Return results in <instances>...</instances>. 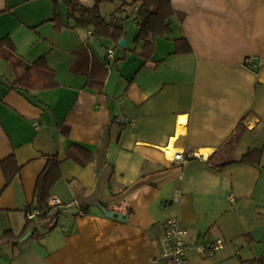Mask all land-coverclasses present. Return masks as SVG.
Instances as JSON below:
<instances>
[{"label":"crops","instance_id":"0c3cea01","mask_svg":"<svg viewBox=\"0 0 264 264\" xmlns=\"http://www.w3.org/2000/svg\"><path fill=\"white\" fill-rule=\"evenodd\" d=\"M66 1L0 0V37L26 62L45 57L60 83L13 90L23 64L0 58V237L13 234L0 240V263L153 264L164 221L177 217L190 243L225 241L211 255L190 249L189 264H257L264 257V0H171L181 15L172 34L151 39L149 59L145 41L136 40L134 0H77L98 4L108 20L128 16L127 48L91 26L84 32ZM93 58L108 70L101 93L86 87ZM251 149L261 150L260 161L240 162ZM12 153L21 169L5 187L1 161ZM42 175L49 203L57 199L63 213L54 228L37 223L22 238ZM101 207L125 216L108 217Z\"/></svg>","mask_w":264,"mask_h":264},{"label":"trees","instance_id":"16d2710c","mask_svg":"<svg viewBox=\"0 0 264 264\" xmlns=\"http://www.w3.org/2000/svg\"><path fill=\"white\" fill-rule=\"evenodd\" d=\"M133 2V4H138L137 20L139 24V32L136 40L145 41L144 50L141 54L146 59H149L152 56L155 47L154 42L151 39L156 38L157 36L163 37L172 34V19L174 16L179 17L181 14L173 7L171 0H134ZM66 4L69 8L70 18H74L77 25L91 26L94 29L93 33L98 37L111 38L118 43L125 35V25L128 16H114L108 20L99 13L98 4L90 7L77 0H68L66 1ZM52 20L56 23L58 28L61 27V11L57 1ZM82 53V59L84 58L88 60L89 55L86 54V52ZM0 58L7 60L15 59L17 62H20V64H23L22 73L10 82V88L13 90H43L56 88L60 85L56 77V71L49 66L45 57L42 56L31 63L26 62L22 57L16 54L15 48L9 37H0ZM107 73L108 70L105 67V64L101 63L97 58H93L86 87L96 89L101 93L103 91ZM260 155V149H251L247 151L239 161L258 163L260 161ZM1 165L6 178L5 187H7L20 172L21 166L17 163L14 153L5 157L1 161ZM45 178H47L46 175H42V177L40 176L37 183V208L41 211V214L36 219L27 218V230L34 228L37 223L45 225L48 229H52L57 224L60 215L63 213V207L61 204L51 205L49 203L50 189L49 185H46L45 183ZM1 192L2 190H0V194ZM87 204L88 203L85 201H81L79 204L80 210L84 213L88 210ZM3 237H13L12 231L7 230L0 237V240ZM255 262L257 264H264V257L258 258Z\"/></svg>","mask_w":264,"mask_h":264},{"label":"built area","instance_id":"2783aa9c","mask_svg":"<svg viewBox=\"0 0 264 264\" xmlns=\"http://www.w3.org/2000/svg\"><path fill=\"white\" fill-rule=\"evenodd\" d=\"M92 34V31H89ZM115 57L114 49L110 48L107 52V58ZM250 61V58L247 60ZM174 159H179L182 162L186 161V157L181 152H176L173 155ZM58 200L51 199L50 202L54 205ZM58 203V202H57ZM77 203V200L75 201ZM41 214L39 209H29L26 212L28 219H36ZM164 233L161 236V249L153 257V264H189L187 262V253L190 249L195 248L204 254H213L215 251L224 246V239L218 238L209 240L201 244H192L188 241V230L180 225L177 217H170L164 221Z\"/></svg>","mask_w":264,"mask_h":264},{"label":"water","instance_id":"95a60500","mask_svg":"<svg viewBox=\"0 0 264 264\" xmlns=\"http://www.w3.org/2000/svg\"><path fill=\"white\" fill-rule=\"evenodd\" d=\"M118 45L122 48H127L128 44H127V37H122L119 42ZM102 211L104 212V214L108 217H121L123 218L125 215L116 211H109L107 208L105 207H101ZM34 232V229H30L22 238H26L28 236H30L32 233Z\"/></svg>","mask_w":264,"mask_h":264},{"label":"rangeland","instance_id":"374dc122","mask_svg":"<svg viewBox=\"0 0 264 264\" xmlns=\"http://www.w3.org/2000/svg\"><path fill=\"white\" fill-rule=\"evenodd\" d=\"M111 3V2H110ZM132 4V3H131ZM60 6L62 7V8H65V3L62 1L61 3H60ZM72 20H75L74 18H72ZM128 28H132V26H130V24H128ZM83 31L84 32H86V26H84L83 27ZM122 50V49H121ZM114 51H116L115 49H114ZM123 51V50H122ZM113 61V60H112Z\"/></svg>","mask_w":264,"mask_h":264},{"label":"bare ground","instance_id":"6f19581e","mask_svg":"<svg viewBox=\"0 0 264 264\" xmlns=\"http://www.w3.org/2000/svg\"><path fill=\"white\" fill-rule=\"evenodd\" d=\"M171 155V154H170Z\"/></svg>","mask_w":264,"mask_h":264}]
</instances>
